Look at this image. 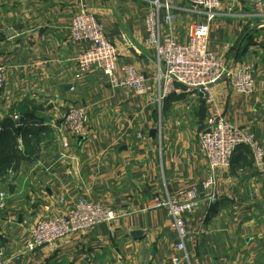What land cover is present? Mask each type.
Listing matches in <instances>:
<instances>
[{
	"label": "crops",
	"instance_id": "obj_1",
	"mask_svg": "<svg viewBox=\"0 0 264 264\" xmlns=\"http://www.w3.org/2000/svg\"><path fill=\"white\" fill-rule=\"evenodd\" d=\"M177 6L173 33L183 42L188 25L203 19L186 1ZM82 8L117 49L118 74L132 65L152 94L127 97L99 72L74 79L79 49L67 27ZM148 10L147 0H0V126L15 110L28 129L24 157L0 182L7 195L0 211L2 264H171L177 254L168 209L156 204L207 177L198 141L207 105L200 90L179 84L156 101L154 49L144 31ZM222 12L210 26L209 48L234 70L253 65L255 93L237 94L226 80L209 91L217 113L264 147V0H239L232 13ZM72 106L87 107V135L63 149L61 117ZM214 193V201L203 198L186 217L188 258L179 264H264V164L255 166L247 147L237 149L229 167L217 171ZM80 197L122 217L30 250L28 227L65 214Z\"/></svg>",
	"mask_w": 264,
	"mask_h": 264
},
{
	"label": "built area",
	"instance_id": "obj_2",
	"mask_svg": "<svg viewBox=\"0 0 264 264\" xmlns=\"http://www.w3.org/2000/svg\"><path fill=\"white\" fill-rule=\"evenodd\" d=\"M181 1H186L189 12L203 19L188 25L185 41L174 35L176 10ZM239 0H147L149 10L144 16L146 43L154 49L157 67L156 101L160 102L177 92L176 85L187 90L198 89L207 105V121L198 135L203 156L207 162V177L188 189L168 195L156 207L167 208L171 217V230L176 234L175 251L171 264H179L187 259L185 243L188 240L186 217L191 215L201 201L215 200L214 186L218 170L229 167L235 151L247 147L255 166L264 164V147L253 132L237 128L217 113L215 99L209 87L226 80L233 92L251 97L255 93L254 68L251 64L240 63L237 70L218 57L209 48L210 26L225 8L230 14ZM69 42L78 47L74 59L75 80H83L87 75L99 72L110 87L120 90L127 97L141 98L153 93L151 83L136 72L132 65H122L121 74L117 72L118 51L107 38L102 24L88 9L82 8L72 15L67 27ZM3 69L0 68V89L4 87ZM9 118L16 128L25 127L22 115L13 111ZM89 122L85 106L70 107L61 117L59 130L65 135L60 138L61 147L69 148V139L75 141L86 137ZM141 135L137 134V138ZM19 149L21 136L17 139ZM209 192L208 195L204 193ZM203 194V195H202ZM204 198V199H203ZM7 195L0 193V211L4 210ZM122 217V212L111 206L80 197L65 214L45 220H38L28 227L30 250L52 246L59 241L79 233H88L101 225H109ZM0 248V264H2Z\"/></svg>",
	"mask_w": 264,
	"mask_h": 264
},
{
	"label": "trees",
	"instance_id": "obj_3",
	"mask_svg": "<svg viewBox=\"0 0 264 264\" xmlns=\"http://www.w3.org/2000/svg\"><path fill=\"white\" fill-rule=\"evenodd\" d=\"M21 115L23 123L26 124L25 115ZM0 129V182H3L10 171H15L17 163L24 157L18 147L17 139L21 136L26 149L28 129L27 127L16 128L9 117L4 120Z\"/></svg>",
	"mask_w": 264,
	"mask_h": 264
},
{
	"label": "water",
	"instance_id": "obj_4",
	"mask_svg": "<svg viewBox=\"0 0 264 264\" xmlns=\"http://www.w3.org/2000/svg\"><path fill=\"white\" fill-rule=\"evenodd\" d=\"M140 234H141V233H139V232H134V233L131 234V236H132L133 238H139V237H140Z\"/></svg>",
	"mask_w": 264,
	"mask_h": 264
}]
</instances>
